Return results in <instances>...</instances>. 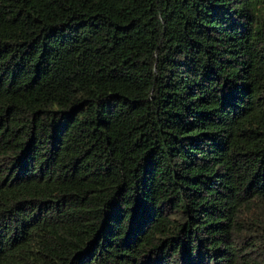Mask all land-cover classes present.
I'll list each match as a JSON object with an SVG mask.
<instances>
[{
  "label": "trees",
  "instance_id": "obj_1",
  "mask_svg": "<svg viewBox=\"0 0 264 264\" xmlns=\"http://www.w3.org/2000/svg\"><path fill=\"white\" fill-rule=\"evenodd\" d=\"M0 264H264V0H0Z\"/></svg>",
  "mask_w": 264,
  "mask_h": 264
}]
</instances>
